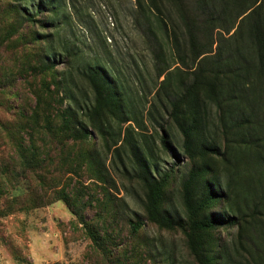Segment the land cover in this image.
Returning <instances> with one entry per match:
<instances>
[{
    "label": "trees",
    "instance_id": "obj_1",
    "mask_svg": "<svg viewBox=\"0 0 264 264\" xmlns=\"http://www.w3.org/2000/svg\"><path fill=\"white\" fill-rule=\"evenodd\" d=\"M21 1V17L38 27V43L34 49L33 40L26 42V72L6 69L10 81L3 88L29 92L16 115L19 130L10 133L24 170L44 166L36 139L68 141L69 153L71 141L122 140L115 152L121 156L130 147L133 176L147 190V219L173 229L180 220L165 205L173 174L153 175L151 148L134 139L133 126L122 127L147 128L145 117L162 122V129L181 134L190 164L183 176V227L194 264H264V0H136L134 25L150 49L157 81L151 102L142 73L133 79L107 53L85 59L61 36L56 0ZM161 140L168 150L169 135ZM144 224L131 221L132 233ZM220 226L236 228V237L223 238L215 232Z\"/></svg>",
    "mask_w": 264,
    "mask_h": 264
},
{
    "label": "rangeland",
    "instance_id": "obj_2",
    "mask_svg": "<svg viewBox=\"0 0 264 264\" xmlns=\"http://www.w3.org/2000/svg\"><path fill=\"white\" fill-rule=\"evenodd\" d=\"M56 1L53 19L61 36L79 47L85 59L107 53L133 79L142 73L151 102L157 81L150 49L134 25L136 0ZM21 5V0H0V116L4 121L0 125V264H119L118 258L122 264H194L183 227L188 218L183 176L190 164L181 149L183 138L174 127L162 129V122L153 124L148 117L144 129L133 122L122 125L123 129L133 126L134 139L151 148L146 155L153 175L173 174L165 203L180 220L173 229L147 219V190L133 176L136 167L130 147H123L121 156L115 152L122 140L106 144L94 136L82 143L71 141L75 150L69 153L68 141L36 139L44 166L24 170L10 133L19 130L16 115L29 92L21 86L18 90L11 86V92L3 88L10 81L6 69L11 75L26 72L22 53L28 49L26 42L33 40L34 49L38 43L34 39L38 27L21 17ZM8 34L9 40H4ZM137 86L142 93L143 86ZM162 134L169 135L168 150L162 145ZM138 219L145 224L133 234L130 224ZM215 232L230 240L237 229L220 226ZM150 250L160 253L151 256Z\"/></svg>",
    "mask_w": 264,
    "mask_h": 264
}]
</instances>
